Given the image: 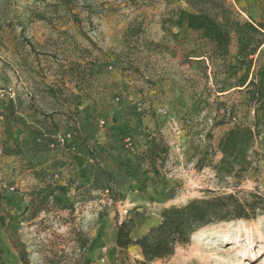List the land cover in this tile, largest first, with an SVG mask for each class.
<instances>
[{
  "label": "rangeland",
  "instance_id": "374dc122",
  "mask_svg": "<svg viewBox=\"0 0 264 264\" xmlns=\"http://www.w3.org/2000/svg\"><path fill=\"white\" fill-rule=\"evenodd\" d=\"M263 3L264 0H0V101L4 102L0 106V188L10 186L9 190H16L17 198L27 203L35 192L62 184L73 191L71 199L65 200L75 203L73 212H41L22 226L18 234L33 255V264H83L86 249L77 251L75 233L81 231L90 240L100 225L97 216L101 212L112 216L116 228L125 210L133 208L139 214L134 217V226L136 221L150 227L156 224L162 208L180 206L189 200L228 193L242 197L255 192L264 196V158L259 155L251 156L252 164L237 185L233 179L219 182L210 167L195 169L207 142L205 133L214 121L222 120L223 125L211 133L212 164L219 159L216 145L221 135L235 123L248 124L252 114L237 89L210 96L208 89H227L234 81L227 79L223 59L212 56V46L199 33L174 23L178 10L213 14L220 5L230 6L242 19H247L248 14L259 20ZM262 22L264 25V18ZM263 59L264 49L259 60ZM174 94H180L184 102L177 115L170 111ZM198 98H206L202 99L203 111L187 117V109ZM83 103L94 107V140L101 146L106 147L111 139L110 128L115 123L126 120L132 130L133 141L125 138L123 149L117 146L116 154L109 153L110 158L102 164L104 168L107 165L115 170L118 161L129 158L131 170L136 169L134 157L144 150L149 137L161 138L168 147L162 164L156 163V174L149 172L144 177L147 181L142 190L136 179L143 177L140 173L148 162L139 171L134 170L123 203L110 201L107 205L109 193L103 191L107 195L103 197L102 192L78 190L86 183L75 172L74 158H81L76 149L65 152L60 144L50 147L47 159L58 162L54 167L51 161H43L44 156L35 154L27 140L31 129L42 124L41 116L31 107L55 114L54 121L64 125L63 111ZM131 107L140 112L138 121L127 116V108ZM10 111L12 117L5 118L3 114L9 116ZM71 117L75 121L77 116L73 113ZM143 122L148 128L144 136L137 133ZM13 141L22 143V155L3 153V148L11 147ZM41 170L45 172L43 179L38 178ZM4 210L0 208V215ZM0 235L8 240L1 226ZM210 237L215 238L209 241ZM110 243L97 249L93 264H135L138 260L135 251L109 257ZM5 264H12V259L6 258ZM153 264H264V215L254 220L206 225L191 236L187 245L177 248L170 259Z\"/></svg>",
  "mask_w": 264,
  "mask_h": 264
},
{
  "label": "trees",
  "instance_id": "16d2710c",
  "mask_svg": "<svg viewBox=\"0 0 264 264\" xmlns=\"http://www.w3.org/2000/svg\"><path fill=\"white\" fill-rule=\"evenodd\" d=\"M177 13L175 25L199 33L200 37L212 46V56L223 59L227 79L234 81L227 89H208L210 96L223 95L229 89H237L243 95V105L252 114L248 124L235 123L221 135L216 145V151L220 157L216 163L212 164L210 160L213 156L210 150L211 133L214 128L223 125L222 120L214 121L205 133L207 142L195 163V169L210 167L219 182L233 179L237 185L252 164L251 156L259 155L264 158V59L259 60L261 48L264 47L262 22L264 3L260 8L259 20L248 14L247 19H242L233 8L226 5H220L218 11L213 14L202 10L196 12L178 10ZM231 49H233L232 54ZM203 76L207 77V73L204 72ZM202 99L206 101V98ZM202 99L198 98L191 103L187 109V117L198 115L203 111ZM3 105L4 102L0 101V106ZM31 109L42 118L41 127H33L27 139L35 148V154L44 156L43 161H51V166L55 167L58 162L47 159L51 151L50 147L60 144L65 152L76 149L80 157L87 162L86 170L80 175L86 184L78 186V190L87 189V191L96 192L107 190L112 204L116 201L123 203L126 190H130L127 185L135 175L134 170L139 171L142 164L148 162L146 168L141 170L140 175L143 177L136 179L139 189L142 190L147 181L144 177L149 172L156 174V163L162 164L168 152V147L161 138L149 137L145 141V149L134 157L136 169L131 170L132 163L128 158L118 161L115 173L109 172L102 166L111 156L109 150L101 146L96 139L94 140L97 133V120L92 118L77 123L70 114L64 113L66 121L64 125H60L54 121L55 114H45L34 107ZM127 109L129 110L127 116L135 117L138 121L140 112H137L135 107ZM11 114L10 111L9 116L6 114L3 116L12 117ZM48 121L49 124H46ZM110 132L113 143L119 148L123 149L125 146L123 143L125 138L133 141L132 130L126 120L115 123L110 128ZM67 135L69 138L66 139ZM60 139L63 140L60 142ZM21 144L13 141L11 147L3 148V153L8 156L22 155L24 150ZM37 165H41V162ZM38 174L39 179L45 176L43 170ZM9 189L10 186L0 188V208H5L0 215V226L7 235L11 247L17 252L20 263L30 264L31 254L18 234L22 226L41 212H49L53 209L73 212L75 203L67 202L53 189L46 192L39 190L32 194L29 202L23 203L17 198V191ZM82 191L81 195H84ZM100 214L104 215L105 212L99 213L98 220H100ZM137 215L139 214L136 209L125 210L124 217L117 223L114 243L120 252H126L129 247L137 246L141 258L136 260L135 264H153L170 259L177 248L187 245L191 236L206 225L254 220L264 215V196L255 192H248L242 197L236 193H228L189 200L180 206L162 208L158 214L159 221L133 240L130 232L134 228V217ZM88 242V237L81 231L75 233L74 243L79 253L85 251ZM2 256L3 252L0 248V264H5Z\"/></svg>",
  "mask_w": 264,
  "mask_h": 264
},
{
  "label": "crops",
  "instance_id": "0c3cea01",
  "mask_svg": "<svg viewBox=\"0 0 264 264\" xmlns=\"http://www.w3.org/2000/svg\"><path fill=\"white\" fill-rule=\"evenodd\" d=\"M263 49H264V47L261 48V51H263ZM182 99L183 98L180 96V94L179 95L174 94V96H173L172 103L170 104V107H171L170 111L175 113L176 115L179 114L180 111L183 109L184 102ZM93 110H94V107H90L88 103H83L82 105H75V107L72 110L67 109L63 112H65V114H70V115L75 113V115L77 117H74V119H75V121H78L80 123V122H85L87 120H90L92 113H93ZM120 111H123V107H120ZM145 123L143 122V127L141 129H139V131L137 132L139 135L142 133V135L144 136V132L148 130V128L145 126L146 125ZM217 143H218V141H217ZM105 148H107L109 150V153L116 154L115 151H116L117 146L113 143L112 139H109L106 142ZM112 157H113L112 159H115L114 156H112ZM217 157L218 158L220 157L218 152H217ZM74 162H75V165H74L75 172L77 173V175L82 174L86 170L87 162L82 158H76V157L74 158ZM105 169L108 170L109 172H114V170L110 167L108 168L107 165H106ZM53 191L57 195L65 198V199H71V195L73 194L72 190H70L68 187H66L62 184L55 186L53 188ZM101 195L103 197L107 196L104 192H102ZM110 201H111V199L107 200L105 202V204L109 205ZM105 204H103V205H105ZM115 204H117V202H115ZM112 220H113L112 216H110L109 214H106V213L104 215L100 214V225H99V227H97L96 231L93 234H91V238L88 242V245H87V248L85 251V257H84L83 264H93L92 260L95 257V253H96L97 249L101 245H103L105 242L110 243V240H111V243H110V249L108 252V256L115 258V255L120 252V249H118L114 243L115 235H116V228H115V224L112 223L113 222ZM158 221H159V217L157 218L155 223H157ZM119 222H117V223H119ZM147 229H148V227H142L141 225H139L135 221V226L130 232V237L133 240H135L136 238L141 236ZM2 237L3 236L0 235V248L3 252L2 259H3L4 263H6V258L10 257L12 259V264H21L17 253H15V251L11 248V245H9L8 240L7 239L4 240V238H2ZM130 251H135L137 253V258L138 259L141 258L139 256L140 254H138V253H140V250L137 246L129 247L127 249V252H130ZM32 260H33V255L31 254L30 264H33Z\"/></svg>",
  "mask_w": 264,
  "mask_h": 264
},
{
  "label": "built area",
  "instance_id": "2783aa9c",
  "mask_svg": "<svg viewBox=\"0 0 264 264\" xmlns=\"http://www.w3.org/2000/svg\"><path fill=\"white\" fill-rule=\"evenodd\" d=\"M232 120L234 121V118H232ZM65 138L67 139V138H69V136L67 135ZM62 140H63V139H60V142H61ZM126 142H127V145H130L129 140H126ZM104 192H105V193H108L107 190H105Z\"/></svg>",
  "mask_w": 264,
  "mask_h": 264
},
{
  "label": "bare ground",
  "instance_id": "6f19581e",
  "mask_svg": "<svg viewBox=\"0 0 264 264\" xmlns=\"http://www.w3.org/2000/svg\"><path fill=\"white\" fill-rule=\"evenodd\" d=\"M214 238H215V237H210V238H209V241H213Z\"/></svg>",
  "mask_w": 264,
  "mask_h": 264
}]
</instances>
